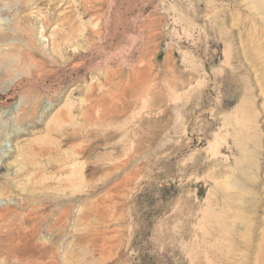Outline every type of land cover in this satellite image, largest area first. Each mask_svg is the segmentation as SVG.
I'll return each instance as SVG.
<instances>
[{
  "label": "rangeland",
  "instance_id": "1",
  "mask_svg": "<svg viewBox=\"0 0 264 264\" xmlns=\"http://www.w3.org/2000/svg\"><path fill=\"white\" fill-rule=\"evenodd\" d=\"M0 264H264V0H0Z\"/></svg>",
  "mask_w": 264,
  "mask_h": 264
},
{
  "label": "bare ground",
  "instance_id": "2",
  "mask_svg": "<svg viewBox=\"0 0 264 264\" xmlns=\"http://www.w3.org/2000/svg\"><path fill=\"white\" fill-rule=\"evenodd\" d=\"M19 27H21V26H18V28H19ZM22 31H27V30L23 28ZM32 59H33V58H32ZM33 62H34V61H33ZM33 66H37L36 63H34ZM38 67H39V66H38ZM31 109H32V104L29 103V105H28L27 108L24 110V112H23L22 115H24V114H28V112H29Z\"/></svg>",
  "mask_w": 264,
  "mask_h": 264
}]
</instances>
